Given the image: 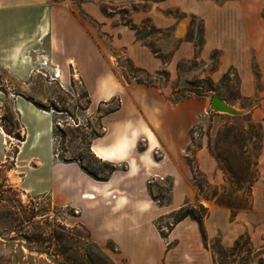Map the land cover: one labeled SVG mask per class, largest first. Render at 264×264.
I'll use <instances>...</instances> for the list:
<instances>
[{"label":"crops","instance_id":"0c3cea01","mask_svg":"<svg viewBox=\"0 0 264 264\" xmlns=\"http://www.w3.org/2000/svg\"><path fill=\"white\" fill-rule=\"evenodd\" d=\"M69 1L0 0V69L7 70L18 83L4 80L10 91L17 85L27 86L40 70L60 72L66 83L75 73L89 94L87 110L91 114L109 107L114 99L120 101L119 107L101 113L103 131L90 144L96 157L116 169L104 180H97L81 163L57 158L54 114L15 93L13 102L21 116L24 139L18 145L14 166L6 171L9 183L29 195L47 194L54 205L75 210L74 225L85 226L117 264V256L120 264H216L196 220L188 217L177 223L167 238L155 226L186 203L208 208L204 220L207 240L219 233L225 234L228 246L247 239L254 251L248 264H264V145L258 179L252 187V205L233 218L229 207L203 197L194 183L193 165L210 185L221 187L226 182L208 144H203L194 158L190 156L193 130L207 103L198 99L173 102L171 83L163 88L125 83L107 58L110 48L126 51L140 69L157 73L164 68L161 52L138 40L121 15H108V9L105 13L104 0ZM148 9L129 21L136 27L152 22L160 32H170L163 52L173 55L168 65L171 80L181 60L200 54L208 61L221 54L225 57L217 76L227 67L234 68L241 95L259 97L251 112L253 118L264 119V0H227L222 4L215 0H165L143 10ZM176 11L201 19V49L194 37L187 35L190 21L176 18ZM98 22L105 29L99 36L93 25ZM102 35L111 41L107 43ZM254 60L258 74L253 71ZM258 83L263 85L260 93ZM3 97L0 90V101ZM8 143L0 125V169L8 162ZM189 158L194 159L192 164ZM159 178L173 180L167 206H159L149 193V184ZM110 242L116 253L108 249Z\"/></svg>","mask_w":264,"mask_h":264},{"label":"rangeland","instance_id":"374dc122","mask_svg":"<svg viewBox=\"0 0 264 264\" xmlns=\"http://www.w3.org/2000/svg\"><path fill=\"white\" fill-rule=\"evenodd\" d=\"M64 2L70 3L71 1L64 0ZM134 4L136 3L130 0H104V3L102 2V5L108 9V15H115L114 13H116L127 21L131 20L137 13L149 11V9L143 10V8L137 7L134 9ZM173 14L176 18L190 21V29L187 35L188 37L193 36L196 43L199 44L203 36L201 19L181 11L173 12ZM93 25L98 36L105 30L100 23H93ZM152 25V22L137 25L142 27L140 30L142 43L148 45L154 52H161L160 57L164 63V68L160 70L161 73L159 74L145 70L151 76L149 80L155 81L159 88L171 83L170 98L172 100L198 99L207 103L206 112L193 130L190 156L194 158L197 150L203 144H208L210 153L214 157L221 153L222 144L231 146L236 155H239L237 145L233 146V144L239 138L246 139L248 133H251L255 139L250 142L247 141L246 144L252 153L251 158L254 163L261 151V145L262 147L264 145V119L256 120L252 113L243 117L214 114L210 112V102L214 95H219L233 107L245 110L255 107L259 103V97L247 99L241 95L240 78L234 68L227 67L225 73L220 77L217 76L225 57L218 53L213 56L214 60L205 61L200 54H197L193 59L181 60L177 66V73L171 80L168 65L171 63L173 55L171 52H163L167 46L164 40L170 35V32L152 31ZM102 38L107 43L111 41V38L104 35ZM168 47L172 48V44H168ZM107 58L112 63L116 75L125 83L127 82L122 75V69L126 70L130 76L139 75L145 79L148 78L146 73L135 72L136 68L139 67L129 58L126 51L110 48ZM253 71L257 74L259 72V66L255 60ZM6 79L12 80L14 83L17 82L7 70L1 68L0 88L7 95L3 92L4 97L0 101V123L4 117L11 115V112H8V107L11 106L10 102L13 100L12 94L22 93L24 97L31 99L54 114L55 152L59 154V158L78 161L85 168L101 176L107 174V165L93 155L90 144L95 135L101 134L103 131L100 121L101 113L116 108L118 106L117 99H114L109 107L100 109L96 114H91L87 110L90 103L89 94L83 81L75 73L72 81L66 83L56 80L54 73L40 70L28 82L27 86L21 85L20 87L17 85L12 91L5 86L4 80ZM258 84L257 93H260L263 90V85ZM260 125L263 126V129H260ZM10 127L14 128L13 137L9 139L10 142L7 145V151L11 158H9L6 168H3L0 173V264H54L45 254V248L41 242L30 244L25 238L44 237L50 231L49 224H63L64 219L68 225L76 226V233L82 237L81 240L88 234L79 225H74L75 217L78 215L75 210L57 209L49 195H29L18 186L9 183L6 171L14 166V153L20 143L14 136L18 134L23 137L21 129H17L14 125H10ZM24 151L28 153V149ZM252 169L254 170V167ZM197 179L202 181L206 187L204 177L198 176ZM241 187L240 192H243L249 187V183L242 184ZM216 188L221 191V187ZM160 189H167L165 179L159 178L153 181L155 195H158ZM204 192L206 195H210L212 189H206ZM199 200L201 201L202 198ZM171 222L172 219H167L163 224L166 225ZM164 232L166 235L168 234V229L165 226ZM206 243L212 250L216 264H248L254 255L249 241L244 238L239 242L238 247L228 246L226 245L225 234L219 233L215 239L208 238ZM115 258L120 264L121 257Z\"/></svg>","mask_w":264,"mask_h":264},{"label":"trees","instance_id":"16d2710c","mask_svg":"<svg viewBox=\"0 0 264 264\" xmlns=\"http://www.w3.org/2000/svg\"><path fill=\"white\" fill-rule=\"evenodd\" d=\"M130 1L136 3L134 4V7H133L134 9H137V8L147 9L152 4L160 3L165 0H130ZM215 1L219 4H222L227 0H215ZM102 8H103V11L107 13V7L102 5ZM127 25H129L133 30L136 31L137 39L141 40V32L139 28L133 25L131 21H128ZM151 28H152V31L154 30L159 31L155 27H151ZM203 45H204V38L202 36L201 41L199 42V44H197V47L201 49ZM213 60H214V57H213ZM135 72L146 73L148 78L145 79L139 75L130 76L126 70L122 69L123 77L127 81V83L133 84L132 82H134V84H144V85H148L152 87H158L155 81L149 80V77L151 76L146 71L140 68H136ZM159 73L161 72H158V74ZM1 91L7 95L5 91L3 90ZM28 100L33 102L31 99H28ZM184 100H187V99L172 100V101L181 102ZM33 103L38 108L50 112V110L46 109L45 107H42L36 104L35 102ZM10 104L11 106L8 107V112H11V115L8 117H4L0 123V125L2 126L4 132L7 134L9 139L10 137H13V134H14V128H11L10 125H14L17 129H21L20 113L15 109L13 100L10 102ZM119 106H120V101H118L117 107ZM259 127L260 129H263L262 125H260ZM56 128L58 127L56 126ZM54 135H55V127H54ZM98 136H100V134L95 135V137H98ZM14 138L18 139L19 141H23L24 139L18 134L15 135ZM253 139H255V136H253V134L251 133H248V137L246 139L239 138L235 141L233 146L237 145V148L239 149V152H240L239 155H236L235 151L232 150L231 146H224V144H222L221 153H219L215 157V159L219 163L220 169L223 170L226 175V180H225L226 182L223 186H221V191H219L216 187L213 188L207 181H206L207 185L205 187L202 184V181L197 179L198 176L204 177L203 174L196 167V165H193V168L195 169L194 170V183L196 187L199 189L200 194L205 198H211V199L216 200V202L219 205L229 207L232 211L233 218L236 216V214L239 211L248 209L252 205V187L255 181L258 179V175H259L258 164H259V158H260L262 148H263L261 145V151L258 154V156L255 158V162L253 163V160L251 158L252 153H250V151L248 150V145L246 144L247 141L250 142ZM18 152H19V147L17 146L13 159L17 157ZM55 154L57 153L55 152ZM9 158H11V155L8 153V160ZM57 158H59V154ZM59 159L63 162H78L74 160H64L62 158H59ZM97 159L101 161L103 164L107 165L106 175L101 176L89 170L88 168H85L83 165H81V167L86 173H88L95 179L104 180L107 177V175L115 171L116 168L114 165L108 162H104L98 157ZM189 161L192 164L194 159L192 161L189 158ZM252 167H254V170L252 169ZM2 169L3 168L0 169V173ZM165 181L167 184V189H160L158 192V195H155L153 192V183L149 184V193L153 201L158 203L159 206H167L169 205L171 201L173 180L172 178H167L165 179ZM245 183H249V187L245 191L240 192L242 189L241 185ZM206 189H212V193L210 195H206L204 192ZM55 207L57 209H64L59 206H55ZM208 216H209V210L202 204L192 205V204L186 203L183 207L171 213L168 217L161 218L158 221H156L155 226L157 230L160 232L161 236L163 238H167V235L164 232V226L168 229V232H169L172 230V227L175 226L177 223L190 217L199 223L203 238L205 241H207V236H206L205 227H204V220ZM166 219H172V222L164 225L163 222ZM78 225L82 227L83 229H85L88 234L85 238H83V240H81L82 237L76 233L77 231L76 226L68 225L66 223V219H64L63 224H56V225L49 224L48 226L50 227V231L47 232L44 237L43 236L42 237H30V238L26 237L25 239L29 241L30 244H37L41 242L44 245L45 254L54 264H116V262L106 252V250L102 248L101 246H99L92 239L90 231L82 224H78ZM239 242L240 241L236 243L235 245L236 247L239 246ZM171 246L172 244H169L168 248H171ZM108 249H110L114 253L117 252V248L114 246L112 242L109 243Z\"/></svg>","mask_w":264,"mask_h":264},{"label":"water","instance_id":"95a60500","mask_svg":"<svg viewBox=\"0 0 264 264\" xmlns=\"http://www.w3.org/2000/svg\"><path fill=\"white\" fill-rule=\"evenodd\" d=\"M254 107H250L245 110H240L232 105H230L227 101H225L219 95H214L210 102V112L214 114H225L231 117H243L252 112Z\"/></svg>","mask_w":264,"mask_h":264},{"label":"built area","instance_id":"2783aa9c","mask_svg":"<svg viewBox=\"0 0 264 264\" xmlns=\"http://www.w3.org/2000/svg\"><path fill=\"white\" fill-rule=\"evenodd\" d=\"M54 75L56 79H59L60 81H62L60 77V72H55ZM55 156L58 157V154H55Z\"/></svg>","mask_w":264,"mask_h":264},{"label":"bare ground","instance_id":"6f19581e","mask_svg":"<svg viewBox=\"0 0 264 264\" xmlns=\"http://www.w3.org/2000/svg\"><path fill=\"white\" fill-rule=\"evenodd\" d=\"M119 151H122V149H118ZM98 152L100 153V154H102V155H105V153H104V151H102V150H100V149H98ZM111 154H115V151L114 150H112V153Z\"/></svg>","mask_w":264,"mask_h":264}]
</instances>
